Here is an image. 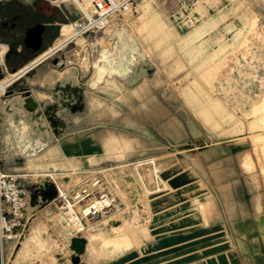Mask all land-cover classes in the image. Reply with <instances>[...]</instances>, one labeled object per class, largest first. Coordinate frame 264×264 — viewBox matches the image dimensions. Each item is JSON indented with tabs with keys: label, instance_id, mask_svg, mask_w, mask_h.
Instances as JSON below:
<instances>
[{
	"label": "rangeland",
	"instance_id": "1",
	"mask_svg": "<svg viewBox=\"0 0 264 264\" xmlns=\"http://www.w3.org/2000/svg\"><path fill=\"white\" fill-rule=\"evenodd\" d=\"M35 1L15 0L30 7ZM40 1L52 7V16L58 14L51 9L58 11L59 18L66 23L62 22L57 37L42 45L30 62L16 71L7 68L0 74V79L12 82V91L4 98L9 101L2 103L7 107L1 111L14 114L11 124L27 149L38 143L33 145V154L27 150L23 155L22 147L10 152L14 153L12 156L0 150L1 167L34 173L36 189L49 183L47 188L51 189L52 197L56 195L52 180L63 187L69 181L73 184L82 179L95 167L121 164L115 173L114 193L119 196L118 203L109 213L92 218L85 231L78 234L81 238L76 241L75 250L70 249L75 252L72 258L75 264H232L237 251L228 247L232 241L223 225L227 216L221 212L225 200L208 188L202 173L208 177L210 172L201 160L204 170L198 169L194 158H199L195 152L199 149L211 144L220 146L221 156H227L228 160L212 163V175L220 179L235 174L238 160L252 188L257 189L253 202L256 201V206L263 202V192L258 188L264 187V87L254 89L251 94L233 79L241 57L260 60L259 66L264 67V0H133L137 13L124 17L123 25L110 24L89 33L76 26L74 32L85 39V48L73 41L75 37L68 39L71 22L81 21L85 9L74 4L68 7L65 0ZM91 9L92 5L88 11ZM42 19V15L30 18L39 23ZM199 25L206 38L200 43L202 54L194 57L188 52L189 46L180 43L190 38V43L197 45L199 39L189 34ZM124 40L134 43L138 53L131 57L132 66L110 74L106 70L109 57L123 49ZM9 46L0 40L1 51H7ZM174 57L177 60L173 61ZM142 66L145 70L140 78L130 83L132 74ZM74 67L79 72L78 88L36 83L41 73L62 74ZM26 70L29 71L25 73ZM244 70L245 67L240 76L248 74ZM101 73L103 78L98 76ZM103 80L104 90L90 91ZM224 80L228 85L223 86ZM125 84H133V88L120 94L122 101H118L117 94L107 92L124 91ZM17 94L36 96L40 113L20 114L21 102L15 103L17 107H8L9 98ZM189 94L195 97V105L186 97ZM97 96L114 104L119 112L111 113L106 103L100 106ZM88 105L89 113L85 114ZM221 109L233 114L238 124L236 131L216 124L221 121L218 114ZM51 127L56 131L62 128L57 138L60 140L53 139ZM84 133L92 134L96 142L92 139L94 144L89 145L92 141L83 140L84 150L80 151L71 135L81 139ZM52 142L54 153L61 156L56 159L60 162L55 165L57 168H17L26 165L24 157L31 158ZM150 183L155 184L154 190ZM28 189L30 195L35 194L30 183ZM220 189L224 194L226 188ZM225 205L229 207L228 202ZM61 211L55 203L47 202L36 211L32 217H39L37 226L34 225L37 231L13 264H57L52 254L59 236L64 234ZM217 220L218 226L214 227L212 222ZM216 228L220 238L215 240L212 232ZM39 234L45 239L41 240L44 243L40 249ZM69 237L66 235L60 241L65 245L71 242ZM212 240L217 242L214 247L210 245ZM22 243L15 247L11 244L8 258ZM237 243L241 249L245 248L240 238ZM64 249L70 252L68 245Z\"/></svg>",
	"mask_w": 264,
	"mask_h": 264
},
{
	"label": "built area",
	"instance_id": "2",
	"mask_svg": "<svg viewBox=\"0 0 264 264\" xmlns=\"http://www.w3.org/2000/svg\"><path fill=\"white\" fill-rule=\"evenodd\" d=\"M136 13L137 6L133 0H92L91 11L85 10L81 21L75 20L71 23L74 28L76 26L83 28V32H96L109 24L121 25L124 17L135 16ZM21 47L20 43L16 44L17 50H20ZM5 53L6 50H0V74L7 71L4 61ZM249 58H240L241 62L235 70L236 77L233 81L253 94L254 89L264 87V67L259 66L260 60ZM243 67L248 74L240 76ZM28 71L26 70L25 73ZM11 83L5 81V78L0 79V100L12 91ZM225 85H228L226 80L223 82V86ZM126 164L134 165V163ZM119 165L121 164L95 167L82 179L73 184H69V181V185H63V187H59L52 180L56 188V195L52 197L49 194L51 189L47 188L49 183H44L47 185L46 187L43 184V188L36 189L38 185L32 178L34 173L11 167L6 170L0 165V247L3 252L1 264H9L6 258L8 251L5 249L6 244H10V246L14 244V247L21 245L22 240L29 232V221L45 202L47 204L55 203L66 218L64 234L59 236L61 239H65L66 235L71 238L73 234H82L87 228L86 218L101 217L103 213L113 210L119 199V196L114 193L117 182L115 173L118 172ZM29 183L34 188L32 192L35 193L34 195H30ZM149 187L154 190L155 184L150 183ZM61 239L58 240L57 247L53 251L54 260L57 264H72L71 256L74 252L69 248L70 241L64 245V242L60 241ZM67 245L69 253H66L64 249Z\"/></svg>",
	"mask_w": 264,
	"mask_h": 264
},
{
	"label": "crops",
	"instance_id": "3",
	"mask_svg": "<svg viewBox=\"0 0 264 264\" xmlns=\"http://www.w3.org/2000/svg\"><path fill=\"white\" fill-rule=\"evenodd\" d=\"M8 2H9V4H11V3L14 4L15 0H9ZM18 4H20V3H18ZM22 5H25V4H22ZM26 7L30 8V9H32V8L35 9L36 4L34 3L33 7H30L27 5H26ZM50 8H52V7L49 5L45 8L46 10L43 12V19L40 20L41 23H43L44 25H48L49 23H60V21H59V19H60L59 17H61L60 13L58 11H56L55 9H51V12H57L58 17L48 16V15H50ZM50 20H53V21H50ZM64 23H66V22H64ZM64 23H62L61 25H63ZM200 25L197 26L189 34V36H191V38L199 39V43L197 45L191 44L190 38L189 39L186 38L182 41V43H180L182 45L189 46L188 52L190 51L189 54L191 56H194V57H195V55L198 56V54H200V53L202 54L203 49L200 48V43L202 40H204L206 38L205 33L203 31H200V29H199ZM133 36H134V34H133ZM134 38L136 40L135 36H134ZM136 53H138V50L136 51ZM175 59L177 60V57H174L173 61H175ZM142 67H143V70H145V67L144 66H142ZM180 69H181V65H178L177 70H180ZM143 70H142V72H143ZM141 73H140V75H141ZM100 84H105V85L100 87ZM132 85H127V84L122 85L123 86L122 88L125 89L124 91L110 90L107 92H109L111 94H117L118 101H122V95H120V94L121 93H128L129 90L133 88ZM105 87H106V81L105 80H103L101 82L98 81L97 88H95L94 90H90V91L94 92L98 89L104 90ZM59 88H69V87H59ZM73 89H75V88H73ZM186 97H188L193 102L194 105L196 104V99H195V97H193V95L189 94V95H186ZM201 97H198V98L202 101ZM94 98H92V99H94ZM98 98L101 101L100 106L103 103H106L104 101V99H102V97L99 96ZM5 101H8V100H3L0 103V105ZM106 104H107V108L109 109V111L111 113L114 114V113L119 112V109L114 104H111V103L110 104L106 103ZM97 107H99V106H97ZM89 109H90V107L88 105L86 108L85 114L89 113ZM2 113L3 112L0 111V150L4 154H6V155L9 154L11 156L14 153H10V152H12L15 148H21L22 147L21 152L23 153V155H24V152L27 150L29 152H31L32 149L34 150L35 142L33 143L34 146L32 145L31 149L30 148L27 149L26 144L22 143V141L19 138H17V131H16L17 129L14 130L13 126L11 124L14 120V117H13L14 114H12L10 112H4L3 114ZM218 114L221 116V121L220 122L216 121L217 125L227 126L228 131H230V132L236 131L235 129H236V126L238 124H236V119H234L232 113L228 112L227 109H226V111H222V109H221ZM51 129H52V133H53V139L60 140L57 138H59L61 136L62 128L60 131H56L54 127H51ZM85 132H87V131H85ZM85 134L86 133H84V137L81 139H76L75 135H73V134L71 135L72 137H74V139L79 144L80 151L84 150L82 148V146H83L82 141L83 140L87 139L88 141H92V139H93V141L96 142L95 139L93 138V136H91L92 134H86V136H85ZM82 136H83V134H82ZM93 141L89 142L88 144L89 145L94 144ZM52 144H53V142L46 145L42 150L37 152L35 154V155H37L36 157H35V155L30 156L31 158L24 157L26 160V165L25 166H18L17 168H24L25 167L28 169L31 168L33 170L34 169L35 170L49 169L50 167L57 168L56 166H58V165H56V164H58L60 162L57 161L56 159L61 158V156L59 154L54 153L53 148H52L53 147ZM202 146L204 147L205 145H202ZM61 150L63 151L62 146H61ZM195 152L196 153L198 152L197 154L200 158V159L198 157L194 158V162L196 163L197 168L198 169L201 168L202 170H204L203 165L201 163V161H202L204 164V167L208 169V172H210V175L208 177H206L205 174L202 173V171H201L202 175L206 178V181L208 182V184H207L208 188L215 191V192L220 193V194H218L219 197L221 199L225 200V202H224L225 204L228 202V205H229V207H226V205L224 204L222 210L220 208L219 209L221 210L222 215L225 214L227 216V221H226L227 223L223 222V225H224V228L227 230V232L230 236V239L232 241V244H229L228 247L233 246L234 252L237 251L236 252L237 255H235V257L232 259V264H264V187L258 188L259 190H261L263 192V202L260 203L258 206H256V201L253 202L252 198H253L254 191L257 189L254 187L252 188V182L249 181L247 176L241 170V167L238 163V160H237V167H236V173L235 174H232L229 176H224L220 179H217L216 176L212 175L211 170H210V165L212 163H220L221 161H227L228 160L227 156H223V157L221 156L220 146H218L216 144H211L210 146H208V148H202V149H199L198 151H195ZM31 154H33V153L31 152ZM2 156H4V155L2 154ZM228 156H230V155H228ZM235 157H236V154H235ZM241 165L244 168H246L245 165H243L242 160H241ZM207 178H208V180H207ZM160 180L163 181L161 178H160ZM163 183L166 184L165 181H163ZM223 187L226 188L224 191V194L222 193L223 191H221V189H220ZM204 189H205V187H204ZM227 208H230V211H228ZM38 219H39L38 216H36V217L34 216L33 219L31 218V220L29 221V230H30L31 234L29 233L30 235L25 236V238H24L25 240L24 239H23L24 241L22 240L23 241L22 247L19 248L17 251H13V254H12V256H10V258H8L7 255H8V251L10 249H12V247L10 246V244H6L5 249H8L6 258L8 259L9 263L10 262L12 264L14 263L16 255H18L20 253V251H22L25 243L32 238L35 230L37 231V228L36 227L34 228V225L36 224V226H37V223L39 222ZM56 221H58L57 216H56ZM216 222H218V220L215 222H212L214 224V227L218 226L216 224ZM220 230L223 231V229H221V228H220ZM218 231H219V228H216L212 232L214 234L212 238L215 240H216V238L217 239L220 238V235H218ZM39 237H40L39 238V240H40L39 249H40V246L44 243L41 240L44 241L45 239L40 234H39ZM232 238H233V240H232ZM238 238H240L243 241V244L245 247L244 249H241L240 245L237 243ZM222 239L226 240L225 237ZM216 243L217 242H213V240H212V243L210 245L212 247H214L216 245ZM37 245H38V243H37ZM200 247H202V245ZM2 253L3 252H2V249L0 247V264L2 262V257H3Z\"/></svg>",
	"mask_w": 264,
	"mask_h": 264
},
{
	"label": "bare ground",
	"instance_id": "4",
	"mask_svg": "<svg viewBox=\"0 0 264 264\" xmlns=\"http://www.w3.org/2000/svg\"><path fill=\"white\" fill-rule=\"evenodd\" d=\"M65 4L68 6V7H71V4H74L76 6H80L82 9H85L88 11V9L91 7L92 5V0H65ZM124 23V22H123ZM110 25V24H109ZM107 25V26H109ZM123 25V24H122ZM119 28V27H118ZM74 25L73 24H70V36L68 39H73L74 37V42L76 41L77 44H79L81 47L85 48L86 46V43H85V39H83V37L81 35H78V32L75 31L74 32ZM80 34V33H79ZM78 35V36H77ZM121 35V34H120ZM115 38V37H114ZM34 42V38H31ZM124 44V47L123 49H119V52L118 54H116V56H114L113 58L112 57H109V62L107 64V68L106 70L112 74L113 72L117 71V70H123V69H126L127 66H132L130 64V60H131V57H133L135 54H136V51L138 50L137 46L134 44V43H128L127 41L124 40L123 42ZM112 48V47H111ZM118 49V48H117ZM86 50V49H85ZM113 50V49H112ZM104 56V55H103ZM75 57V55H74ZM100 57V56H99ZM100 58H98V61H99ZM60 61V60H59ZM97 61V60H96ZM65 62V61H63ZM55 64V63H54ZM62 64V62H61ZM98 65V64H97ZM134 67H136V65H133ZM104 67V66H102ZM101 68V67H100ZM139 70H136V73L135 75L132 74V77L130 79V83H133L135 82L139 76H140V73L142 72L143 70V67H138ZM135 69V68H134ZM59 70V69H58ZM99 70V69H98ZM105 70V69H104ZM105 70V71H106ZM129 71V70H128ZM19 72V71H18ZM17 72V73H18ZM58 72V71H57ZM55 71H47L45 72L43 75L42 73L40 74L41 76H38L39 78L36 80V83H41L42 85H44L45 87H51V86H54V85H57V87H69V88H78L81 83L80 81L78 80V76H79V72L77 71V68L74 67V68H69V70H67L66 72H63L62 74H60L59 72L57 73ZM100 74V72H99ZM114 74V73H113ZM95 76H96V73H95ZM100 77L103 78V75L101 73V75H98ZM97 76V78H98ZM114 77V76H113ZM111 78V77H110ZM95 79V77L93 78ZM106 80V79H105ZM5 81H9L8 79L5 78ZM35 81V79H34ZM55 82V84H54ZM4 99H1L0 100V103L3 101ZM9 101V100H8ZM17 102H21V107L18 109L20 110V114H22L23 111L25 112H37V113H40V106H39V103H38V100L36 98V96L34 95H30V94H27V95H23V94H17V95H14L13 97L10 98V102H8V107H12L14 108L13 106H16L15 103ZM4 103V102H3ZM24 105V106H22ZM18 106V104H17ZM16 106V107H17ZM7 107V104H1L0 105V111L1 109H6ZM23 108V109H22ZM94 108V107H93ZM10 110V108L8 109ZM13 111V110H12ZM3 112V111H2ZM16 112V111H15ZM14 113V112H13ZM3 114V113H2ZM18 114V113H17ZM21 116V115H19ZM18 118V117H16ZM21 119V118H20ZM17 120V119H16ZM19 120V119H18ZM24 120V119H22ZM13 126V125H12ZM11 126V127H12ZM29 126V125H28ZM38 127H40L38 125ZM19 129V128H18ZM35 130V129H34ZM46 130V129H45ZM26 132V131H25ZM21 133V132H20ZM32 133V132H31ZM34 133V132H33ZM39 133V132H38ZM49 133V131H48ZM22 134V133H21ZM39 136V135H37ZM41 137V136H40ZM8 138V137H7ZM30 138V137H29ZM28 138V139H29ZM6 139V138H5ZM4 139V140H5ZM27 139V140H28ZM15 141V140H14ZM45 141V140H44ZM10 142V141H9ZM13 142V141H12ZM46 142V141H45ZM38 143V141H37ZM34 144V145H37ZM40 143V142H39ZM26 144V143H25ZM29 153V152H28ZM126 170H128L129 168L125 167ZM130 170V169H129ZM124 174H127V171L124 173H122L121 175V178L124 176ZM133 178V177H132ZM58 182V181H57ZM63 182V181H62ZM59 183V182H58ZM63 186V185H62ZM59 187H61L59 185ZM130 197V196H129ZM131 199V198H130ZM116 205V204H115ZM114 205V206H115ZM109 213V212H108ZM106 214V213H103V215ZM62 218H63V221H64V225H65V228H66V218L63 214V212L61 211V214H59ZM86 221L88 223H90L92 220L90 218H86ZM113 224V223H112ZM65 230V229H64ZM80 236V235H79ZM81 237H78V234H73L72 237H71V246L72 250H75V246H76V241L78 239H80ZM79 241V240H78ZM77 254V253H76ZM78 257V256H77ZM80 258V257H79Z\"/></svg>",
	"mask_w": 264,
	"mask_h": 264
},
{
	"label": "trees",
	"instance_id": "5",
	"mask_svg": "<svg viewBox=\"0 0 264 264\" xmlns=\"http://www.w3.org/2000/svg\"><path fill=\"white\" fill-rule=\"evenodd\" d=\"M0 4H4L5 5V9L4 11H0V16H4V15H15L17 13V11L20 9L21 4H18L17 2H15L14 4L11 3L9 4L8 1H0ZM36 4V8L32 11L26 10V15H28V20L31 18V16H35V15H42L43 16V12L46 10L45 8H40V5H44L45 7H47L49 4L43 3L40 0L35 1ZM50 6V5H49ZM48 16H52L51 14ZM53 21V20H50ZM59 21L65 22L64 19L61 20V18L59 19ZM61 23H49L48 25H44L46 26V38L44 39V41L41 43V46L44 45H48L51 40L53 38H55L60 30V25ZM65 36V35H62ZM0 40H5L6 43H8L9 49L6 51L5 53V64L8 68V70L10 71H16L18 69H20L22 66H24L25 64H27L28 62H30L34 57H32L34 54H37L38 49L41 47H39L38 49H33L25 47L24 46V42L21 36L13 39L10 37L5 36L3 33L0 32ZM20 43L22 45L20 50L16 49V44ZM42 53V52H41ZM40 54V53H39ZM38 55V54H37ZM36 56V55H35Z\"/></svg>",
	"mask_w": 264,
	"mask_h": 264
},
{
	"label": "flooded vegetation",
	"instance_id": "6",
	"mask_svg": "<svg viewBox=\"0 0 264 264\" xmlns=\"http://www.w3.org/2000/svg\"><path fill=\"white\" fill-rule=\"evenodd\" d=\"M4 9H5V5L0 4V11H4ZM28 9H29V11L34 10L33 8L32 9L28 8ZM28 9H27L26 5H23L20 7V9L17 11V13L15 15L0 16V32L3 33L7 37L11 36V38H13V39L21 36L23 39V42H24V35H25L26 29L28 27L36 24V23H39L38 21H31L30 19L28 20V15H26V13H27L26 10H28ZM46 28L47 27L44 26L43 31H42V42L46 38V33H47ZM29 42L32 43L33 40L30 38ZM24 46L31 48V46L26 45L25 42H24ZM15 74H17V72L13 73V75H15Z\"/></svg>",
	"mask_w": 264,
	"mask_h": 264
},
{
	"label": "water",
	"instance_id": "7",
	"mask_svg": "<svg viewBox=\"0 0 264 264\" xmlns=\"http://www.w3.org/2000/svg\"><path fill=\"white\" fill-rule=\"evenodd\" d=\"M44 28L43 23H36L30 27H28L25 31L24 35V42L26 45H30L33 49H38L41 46L42 43V31ZM34 38V42L30 43L29 39ZM9 46V44H8ZM70 248H71V242H70ZM75 254V252H74ZM73 254L71 256V262L72 264H75L77 262H74Z\"/></svg>",
	"mask_w": 264,
	"mask_h": 264
}]
</instances>
